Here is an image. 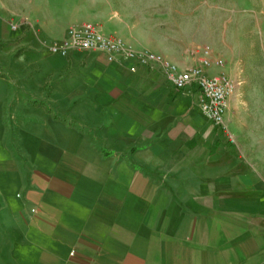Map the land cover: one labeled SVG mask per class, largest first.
Here are the masks:
<instances>
[{"label":"crops","instance_id":"0c3cea01","mask_svg":"<svg viewBox=\"0 0 264 264\" xmlns=\"http://www.w3.org/2000/svg\"><path fill=\"white\" fill-rule=\"evenodd\" d=\"M69 28L0 2V264H264V84L211 48L204 73L242 80L216 125L196 83L62 49ZM97 29L174 74L207 47L114 15Z\"/></svg>","mask_w":264,"mask_h":264},{"label":"rangeland","instance_id":"374dc122","mask_svg":"<svg viewBox=\"0 0 264 264\" xmlns=\"http://www.w3.org/2000/svg\"><path fill=\"white\" fill-rule=\"evenodd\" d=\"M11 12L36 22L91 24L105 16L137 24L140 39L166 46L183 35L228 56L242 79L264 84V0H0ZM69 28V29H70ZM153 34H152V33ZM152 34V35H150ZM263 93V92H262Z\"/></svg>","mask_w":264,"mask_h":264},{"label":"built area","instance_id":"2783aa9c","mask_svg":"<svg viewBox=\"0 0 264 264\" xmlns=\"http://www.w3.org/2000/svg\"><path fill=\"white\" fill-rule=\"evenodd\" d=\"M71 42L64 44L62 49L69 47L80 50H97L107 55L108 60L114 61H134L143 65H155L160 69L179 89L196 83L202 91V108L210 120L216 125L225 124V114L228 99L232 96L242 80L231 78L221 73L208 76L204 73V68L211 66L210 49L205 47L204 57L201 65L188 69L180 74L172 72L171 63L161 54L139 51L120 38L106 37L97 31L91 24L75 26L69 29ZM55 50L59 47H55ZM217 64H220L217 62Z\"/></svg>","mask_w":264,"mask_h":264}]
</instances>
